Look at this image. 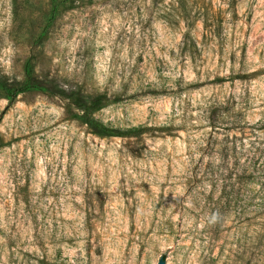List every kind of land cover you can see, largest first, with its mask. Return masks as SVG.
Returning <instances> with one entry per match:
<instances>
[{"label":"rangeland","instance_id":"obj_1","mask_svg":"<svg viewBox=\"0 0 264 264\" xmlns=\"http://www.w3.org/2000/svg\"><path fill=\"white\" fill-rule=\"evenodd\" d=\"M33 57L149 132L100 138L65 98L0 94V264H264V183L239 182L264 166V0H0V74ZM234 119L249 154L226 162Z\"/></svg>","mask_w":264,"mask_h":264},{"label":"trees","instance_id":"obj_2","mask_svg":"<svg viewBox=\"0 0 264 264\" xmlns=\"http://www.w3.org/2000/svg\"><path fill=\"white\" fill-rule=\"evenodd\" d=\"M183 1L185 4L186 0ZM35 63L36 58L33 57L27 66L26 78L24 80L10 78L0 74V94L9 102L13 103L21 94L31 92L46 93L69 100L77 110L76 118L86 125L91 133L100 138H140L149 132V129L146 128L122 130L104 124L96 118V114L110 105L109 99L106 96L102 94L86 93L81 89H66L54 80L39 78L35 74ZM229 124L230 125L226 128L229 133L226 134L225 138L220 141L218 139L216 140L218 145L217 150L221 151V154L224 155L223 158L227 159L226 162L235 157H237V162H240L242 157L249 154V150L244 148L246 144L243 141V137L239 139L236 135L230 134V132L243 128L244 125H242V121L239 119H234L233 121H230ZM159 131L171 134L172 128L162 127ZM250 144L254 143L251 142ZM220 146L222 147L221 149ZM248 158L249 157H247V159ZM253 158L248 161L249 165H247L246 162L240 165L243 169H241V172L239 173V182L246 185V188L254 183H264V166L257 168L254 165H251L253 164ZM258 161L259 159H257L256 164ZM212 164L215 165V162L209 163L207 167L211 168ZM218 168H220V166H218ZM221 174L224 175L225 180H232L233 178L232 174L226 175L225 172H222ZM229 186L233 185L230 184ZM225 189L226 188H224L223 192H225ZM260 206L263 205L260 204Z\"/></svg>","mask_w":264,"mask_h":264},{"label":"water","instance_id":"obj_3","mask_svg":"<svg viewBox=\"0 0 264 264\" xmlns=\"http://www.w3.org/2000/svg\"><path fill=\"white\" fill-rule=\"evenodd\" d=\"M159 264H166L165 260L164 259H161L160 263Z\"/></svg>","mask_w":264,"mask_h":264}]
</instances>
